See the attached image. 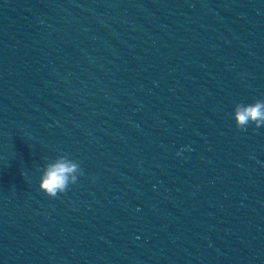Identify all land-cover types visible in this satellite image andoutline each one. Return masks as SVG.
Masks as SVG:
<instances>
[{"label":"clouds","instance_id":"clouds-1","mask_svg":"<svg viewBox=\"0 0 264 264\" xmlns=\"http://www.w3.org/2000/svg\"><path fill=\"white\" fill-rule=\"evenodd\" d=\"M235 127L247 130L249 125L256 129L264 127V100H256L250 104L238 103L233 110ZM183 149L176 153L182 155ZM84 175L80 163L69 159L67 154L56 157L53 162L43 167L39 180V190L49 198H57L69 190L70 185L76 184L78 177Z\"/></svg>","mask_w":264,"mask_h":264}]
</instances>
